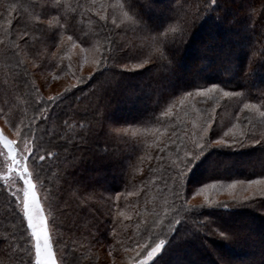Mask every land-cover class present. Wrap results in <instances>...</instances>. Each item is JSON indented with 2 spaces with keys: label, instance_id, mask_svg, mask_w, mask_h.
Here are the masks:
<instances>
[{
  "label": "trees",
  "instance_id": "16d2710c",
  "mask_svg": "<svg viewBox=\"0 0 264 264\" xmlns=\"http://www.w3.org/2000/svg\"><path fill=\"white\" fill-rule=\"evenodd\" d=\"M43 2L0 0V39L5 38L8 28H23V24H17L15 12L9 17L13 5H24L29 13L36 16L40 10L32 5ZM120 2L123 12H128L130 16L134 13L125 5L131 2L139 16L135 17V24L124 17L116 19L117 26L126 24L129 27L115 37L112 34L119 29L112 24L109 11L112 18L116 17V7L104 6L102 10L99 0H59L61 12L68 15L70 20L75 17L71 25H66L69 30L65 33L74 36V39L79 33L91 35L105 46L106 38H115L118 43L125 40L139 43L144 34L132 29L141 24L147 25L153 32H159L167 27L176 13L186 15L190 20L198 17L183 45L173 49L174 58L169 56L172 61L170 65L149 64L137 68V64L148 58L145 55L139 60H108L104 67L96 63L91 75H80V72L77 74L69 69L65 71L68 72L65 77L62 71L71 66L67 65L60 51H55L58 39L54 47L50 46L51 41L39 46L40 60L34 61L32 57L21 54L19 67L15 58L5 60L0 56V99L8 101L5 92H11L13 119L18 125L20 121L25 125L31 121L37 144L41 142L40 137L45 129L60 131L64 137L62 143L67 147V152L50 148L59 155L41 166L44 168L41 180L43 189L49 195L56 200L54 194L59 191L61 200L71 205L66 212H60L65 231L63 245L68 246V249L65 248L68 264L69 261L71 264H106L109 255L114 259H128L130 255H135L132 245L128 243L129 237L140 239L146 235L145 222L150 224L159 216L168 224L170 217L165 209L172 204V192L176 189L171 180L166 188L164 180L174 175L172 169L177 164V150L181 149L182 156L183 151L191 147L194 134L205 126L210 115L209 137L214 141L224 138L231 142L239 139L241 132L252 133L257 138L264 135V115H261L264 107L244 108V103L259 105L261 101L258 97L264 91V0H217L218 7L211 5L210 0H187V3L184 0H168L162 4H155L153 0ZM205 4L214 10H205ZM105 14L108 15L106 21L101 19ZM8 19H12L11 25L7 24ZM39 35L33 32L34 38ZM7 40L13 42L11 36ZM202 46L204 48L200 50ZM102 58L103 54H100L98 60ZM181 60L189 70L179 68ZM123 65H127V68ZM37 74L44 84L49 85L59 81L68 82V79L82 81L74 85L70 82L71 88L53 94L56 99L48 103L53 108L48 116H44L42 110L48 99ZM212 84L219 85V88L204 94L202 90L210 88ZM37 88L41 91L40 95ZM221 90L245 95L224 97ZM188 92L192 95L188 96ZM40 99L43 101L39 102ZM164 112L169 115H162ZM213 132L218 135H213ZM182 140L188 148L180 143ZM172 141L176 142L175 145ZM44 148H49V145L44 144ZM43 150L40 149L41 153ZM255 156L261 158L255 159ZM250 158L254 160L250 161ZM260 176L264 177V147L260 148L250 140L246 141L244 147H210L194 162L187 175L184 190L186 210L179 217L182 223L171 227L179 229L188 222L194 224L197 220L203 221L202 213L214 209L209 207L202 210L191 204L188 194L191 186L234 180L254 181ZM14 185L11 183V190L15 188ZM73 193H84L91 197L92 206L88 211L94 215L81 210L75 199L68 200ZM9 200L10 196L0 179V236H8L13 228L23 232L19 217L16 220L5 219V210L10 207ZM59 207L63 210L64 204L61 203ZM221 209L225 210L223 207ZM247 215L252 217L253 214L247 212ZM81 217L85 219L81 220ZM78 224L90 227L93 236L84 232L82 237L76 227ZM113 226L118 233L115 240L111 233ZM204 230L205 233L185 236L176 242L171 239L165 250L149 264H214L216 253L212 254L208 245L212 243L222 247L223 241L217 236L211 240L206 236L209 229ZM168 234L170 236L172 232ZM168 234L163 238H170ZM250 237L253 238V235L250 234ZM117 241L124 243L116 244ZM140 242L144 243V240ZM110 244H115L117 251L110 250ZM193 245L202 246L204 250L194 249ZM260 245L259 249L262 248L264 252V241ZM24 246L17 241L19 251L23 252ZM3 248L6 250L7 245ZM69 249L75 252V256ZM186 249L190 250L186 252ZM9 256L12 257L10 261L0 255V262L20 264L21 259L24 261L25 258V255L21 257L12 252ZM257 257L251 260L258 261Z\"/></svg>",
  "mask_w": 264,
  "mask_h": 264
},
{
  "label": "snow or ice",
  "instance_id": "6c2138e0",
  "mask_svg": "<svg viewBox=\"0 0 264 264\" xmlns=\"http://www.w3.org/2000/svg\"><path fill=\"white\" fill-rule=\"evenodd\" d=\"M184 3H187V0H184ZM210 3L214 7L219 6L217 0H210ZM125 6L130 12H133L134 15L130 16L128 12H125L124 17L135 24V17L139 16V12L136 11L131 2H128ZM32 7L34 9L39 8V15L33 16L24 5H20L19 7L13 5L12 9L9 11V17L15 12L18 17L16 22L17 24H23V28H8L5 30V38L0 39V56L5 60L15 58L17 67H19L21 63V54L32 57L34 61L40 60L41 49L39 46L41 44H48V42L51 41L52 43L50 46L54 47L55 41L59 38V33L61 31H68L69 28L66 27V25H71L75 19L73 16L70 20L68 15L61 12L62 5L59 3V0H44L43 3H36L32 5ZM181 7H183V5H181ZM205 10L212 11L214 8L210 9L207 7V4H205ZM52 13H56L57 15H52ZM196 18L198 17H194L190 20L186 15L182 16L176 13L173 15V19L167 27L159 32H153L147 25L141 24L132 29L134 32L144 34L140 37L139 43L128 40H125L124 43H118L115 38H106L107 42L103 58L98 60L97 64L100 67H104L108 60L115 61L122 58L139 60L142 56L147 55L148 58L144 59L143 63L137 64V68H144L149 64L155 66H168L172 62L169 56L174 58L173 49H177L183 45L190 32V27L195 23ZM101 19L106 21L108 15L105 14ZM116 19V17H113L112 24L116 26L119 31L112 35L119 37L120 33L124 32L129 25L122 24L117 26ZM7 24L11 25L12 19H8ZM33 32H38L40 35L34 38ZM9 36L12 37V43H9L7 40ZM67 39L68 41H73L72 36H69ZM76 39L79 40L80 37L77 36ZM86 42H88L87 36L84 37L81 43ZM61 43H63V41H61ZM73 46H75L74 43ZM24 66L27 67V64L25 63ZM123 67L126 69L127 65H123ZM218 88L219 85L212 84L210 88H205L202 91L204 94H207ZM5 95L9 97V100L0 104V116L4 118L6 123L12 126L16 136V139L10 138L8 135L4 134V128L0 127V148H2L0 155H3L6 161V167L0 171V178L3 179L5 190L10 196V207L5 210V219L16 220L17 217H19L21 226H24L26 222V227L23 228V232L13 228L8 236H0V255H4L9 261L12 258L9 256L10 252H12L13 255H19L21 257L27 255L28 264H33L32 257L34 255V264H57L56 252L53 249V236L51 233L55 230L59 234L60 228L64 227V225L58 221L56 213L61 211L66 212L71 205L68 204L66 200H61L59 191L55 192L54 195L57 198L55 201L56 206L52 208L53 215L49 217L45 214L44 208L37 198L36 189L38 184L41 186L43 184L41 175L44 172V168L41 166L47 160L59 155V152L51 151L50 148H56L65 153L67 152V147L62 143L64 137L60 131L50 132L45 129L40 137L41 142L39 144L35 143V140L30 143L28 137L35 136L31 121L26 125L23 121H20L18 125L16 120L10 116V112L12 111L11 101L13 99L11 92L6 90ZM187 95L191 96L192 93L188 92ZM244 95V93L239 92L223 91L224 97ZM258 98L261 101L259 105L244 103V108L259 109L264 107V91L260 93ZM54 99H56V97H49L46 103H51ZM162 115L168 116L169 113L164 112ZM261 115H264V113H261ZM33 119H35V117H33ZM42 119H47V117H42ZM211 122L212 117L210 115L205 122V126L199 129V133L194 134L191 147L188 150H184L182 156L181 149L177 150V164L172 169L174 175H169L164 180L166 188L168 187L167 182L171 180L172 186L176 189L172 192V204L168 205L165 209L166 215L170 217L168 224L166 225L163 218L157 216L150 224L145 222L144 233H146V235L141 236L140 239L129 237L128 243L132 245V251L135 253V255L129 256L130 264H149V262H152L168 243V239L163 237L167 236L169 232L175 233L177 231V229L171 227V225H180L182 223L179 217L183 215L187 205V201L184 197V190L187 187V175L194 162L199 159L204 152L212 146L244 147L246 146V141L249 140L253 144L264 147V135L257 138L256 135L245 132H241L240 138L234 139L231 142L224 138L214 141L209 137L208 125H210ZM91 131L92 129L90 128L89 132ZM213 135H218V133L213 132ZM81 139L83 140L84 137L81 136ZM172 143L175 145L176 142L172 141ZM180 143L183 144L185 148H188V145L183 140L180 141ZM44 144H48L49 148H44ZM41 148L44 149L43 153L40 151ZM29 160H31L34 165L33 171H29L28 169L27 164ZM14 176H18L23 180L24 187L22 189V195L18 194L21 190H11V178ZM34 180L36 182H34ZM49 183H51V181H49ZM249 183L256 182L250 181ZM129 195H131V193H129ZM261 196L264 197V189L261 190ZM72 199H75L81 210L86 211L88 215H94L88 211L92 206L90 196L84 193H73L68 197V200ZM249 200V197H244L245 202ZM61 203L64 204L63 210L59 207ZM207 203L211 205L214 202L207 201ZM219 206L223 208L229 207L226 202H221ZM196 207H198V205ZM84 219V217H81V220ZM194 224L195 229H209L206 235L217 236L226 240L232 239V236L229 235L232 231L231 229H226L222 226L213 228L212 225L215 223L207 217H205L203 221H195ZM76 227L77 230L81 232L82 237L84 232H87L90 237L93 236L90 227L85 224H78ZM221 228H223V230H221ZM157 229H159V231H157ZM28 232H30V236L24 235V233ZM111 233L112 239L115 240L116 235H118L115 226L111 228ZM21 236H23V239H21ZM60 238L62 237H58L57 243ZM18 240L22 244H27L29 249L28 252L19 251V248L16 247ZM141 240H144V243H141ZM123 243L124 241L116 242V244ZM5 244L7 245L6 250L3 248ZM14 248L16 249L15 252H13ZM65 248L68 249V246L65 245ZM109 248L112 251H117L115 244H110ZM69 251L75 256L74 251L70 249ZM125 251H127V249H125ZM67 258V255H65L62 257V260ZM0 264H3V262H0ZM20 264H24L23 259H21ZM69 264H71V261H69ZM219 264H226V262L220 260Z\"/></svg>",
  "mask_w": 264,
  "mask_h": 264
},
{
  "label": "rangeland",
  "instance_id": "374dc122",
  "mask_svg": "<svg viewBox=\"0 0 264 264\" xmlns=\"http://www.w3.org/2000/svg\"><path fill=\"white\" fill-rule=\"evenodd\" d=\"M99 1L102 2L101 6L99 7V8H102V10L104 6H108V8L116 7L117 8V11L115 12L116 18L119 20V18L121 19V17H124V12H123L122 4L120 0H113V2H110L111 0H99ZM153 1L155 4H162L164 2L165 3L168 2V0H164V1L153 0ZM147 11H150V10H147ZM96 12H98V10H96ZM109 12H110L109 18L112 20L113 18L111 17V11ZM65 32L66 31H61L59 33L58 42L56 43L57 47L55 49V51H60L62 53L63 57L66 59L67 65L70 64L71 66L68 69L62 71L63 76L65 77L68 76L67 75L68 72L65 73V71H69V69H70V72H75L77 74L80 72L79 73L80 75H83L84 73L90 74L92 71L96 69V66H97L96 63L98 61L100 54L104 53L105 45H103L99 41V39L96 37H92L91 35L89 36L83 35L80 33H79V37H80L79 40L74 39V36H72L73 41H68L67 38L70 35ZM85 36L88 37V42L81 43V41L84 39ZM61 41H63V43H61ZM73 43L75 44V46H73ZM203 48L204 47L202 46L200 50H202ZM188 56L189 55H187V57ZM93 60L95 61L92 62ZM179 68H181L183 71L189 70L187 65L183 63V60H181V62L179 63ZM37 78L39 79L38 80L39 84L41 85L43 90H45L46 92L45 96L47 95L46 97L47 99L52 96L56 97V95H53V94L57 92L60 94L65 89H69L72 87V85L82 81V79L71 80L67 78L68 82L59 81L55 84L51 83L49 85L47 83L44 84L43 79H41L39 75L37 76ZM59 79H62V78H59ZM70 82L72 83V85H69ZM36 83L37 82H35V84ZM32 88H33V85H32ZM37 90L40 95V92H41L40 89L37 88ZM33 91H35L34 88H33ZM5 101L7 100L5 99L3 100L1 98L0 104H2ZM40 101H43V100L40 99L39 102ZM44 105L45 106H44V109L42 110V113H44V116H48V114L51 112L53 107L48 106V103ZM10 116L12 117V111L10 112ZM0 127L4 128L5 135H8L12 139H16L14 129L11 127L10 124L5 122L2 116H0ZM28 139L30 143L33 142V140H35V143H37L36 141H38L36 136L33 138L32 136H29ZM258 146H260V148H263L261 145H258ZM0 152H2V148H0ZM254 158L259 159L261 158V156H258V157L255 156ZM254 158H250V161L254 160ZM0 166H1L0 168L1 171L6 167V161L4 160L3 155H0ZM27 166H28L29 171H33L34 165L32 164L31 160L28 161ZM11 181H13L11 182L12 184L13 183L16 184L14 185L15 188L13 190H21L20 192H18V194L22 195V189L24 187L23 180L18 176H14L11 178ZM254 181L256 183H249L250 181L234 180V181H229L228 183H213V184L202 185V186L193 185L190 187L188 194H189V202L191 204L193 203L196 206L198 205L199 207H201L202 210H205L209 207L214 208V209L209 210L207 213H202L201 215L202 220H204L205 217H207L209 220H212L215 223L212 225L213 228L222 226L223 228L232 230L229 233V235L232 236V239L226 240V239L218 237L220 238V240L223 241L222 247L209 243L210 244L208 245L209 251H211L212 254L216 253L214 254V259H215L214 264L215 263L219 264L220 260H224L226 264H249L250 261L253 262L251 259L254 256H258L257 257L258 261H254L253 263L250 262V264H264V256H262L264 252H262V248L259 249V246H261L260 244L263 243L264 241V233L261 234V231H264V197L261 196V190L264 189V177H261V176L257 177V179ZM34 182L36 181L34 180ZM36 191H37V198L40 201L42 207L44 208L45 214L51 217L53 215L52 208L56 206L55 204L56 200L51 195H49L47 191L43 189V185L41 186L40 184H38ZM244 197H249L250 200L248 202H245ZM207 201H213L214 203L209 205ZM221 202L228 203L229 207L225 208V210H222L221 207L219 206ZM247 212L253 214L252 217L248 216ZM56 214H57L58 221L62 223L61 216H60L61 213L58 212ZM237 219L238 221H236ZM190 223L191 222H188L182 225L179 229H177V231L179 230L178 233L176 234L172 233L170 236L168 234V237H170L168 238L170 239L168 240L169 241L168 244L170 243L171 239L173 240L172 242H176L180 239H184L185 236L198 234V233L199 234L205 233V230H204L205 228L202 230H198V229H195V224H190ZM230 223H232L233 225H231ZM24 227H26V222L23 228ZM63 228L64 227L60 228L59 234L55 230H53L51 233L53 236V249L56 252L57 264H68L66 263V259L62 260V257L67 255V251L65 249V246L63 245L64 235H65V231L63 230ZM223 228H221V230H223ZM238 232H242V234H238ZM234 233H236V235ZM250 234L253 235V238L250 237ZM25 235L30 236V232L25 233ZM206 236L209 237L211 240L213 239L212 237H216V236H209V235H206ZM58 237H62V238H60L59 242L57 243ZM261 239L263 241H260ZM24 244L25 246L22 248V251L28 252L29 249L27 247V244L26 243ZM167 245L164 246L163 251L165 250ZM196 245H193L194 249L195 248L203 249L202 246H199V245L196 246ZM189 250L186 249L185 251L188 252ZM32 259H33V264H34V255ZM113 262L114 264H130L129 258L128 259H124V258L114 259L109 255L106 264H113ZM24 264H28L27 255H25V258H24Z\"/></svg>",
  "mask_w": 264,
  "mask_h": 264
}]
</instances>
